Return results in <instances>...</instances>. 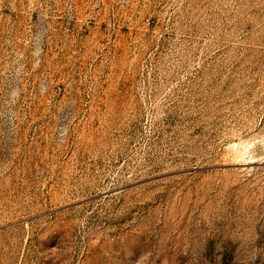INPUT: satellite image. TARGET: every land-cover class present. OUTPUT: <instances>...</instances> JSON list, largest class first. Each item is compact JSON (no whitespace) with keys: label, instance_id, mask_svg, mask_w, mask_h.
<instances>
[{"label":"rangeland","instance_id":"rangeland-1","mask_svg":"<svg viewBox=\"0 0 264 264\" xmlns=\"http://www.w3.org/2000/svg\"><path fill=\"white\" fill-rule=\"evenodd\" d=\"M0 264H264V0H0Z\"/></svg>","mask_w":264,"mask_h":264}]
</instances>
